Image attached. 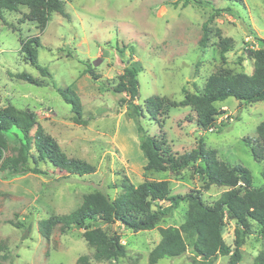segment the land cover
<instances>
[{"label": "rangeland", "instance_id": "obj_1", "mask_svg": "<svg viewBox=\"0 0 264 264\" xmlns=\"http://www.w3.org/2000/svg\"><path fill=\"white\" fill-rule=\"evenodd\" d=\"M64 5L67 16L53 12L43 31L27 17V6L4 11L0 20V108L13 104L35 111L46 132L69 156L90 162L96 170L80 176L43 162L39 167L46 173L41 174L0 169V243L5 244L0 259L8 254L3 260L6 264H77L79 257L87 255L90 264H151L150 251L161 239L159 228L180 226L187 217V201L152 230L134 232L119 222L103 224L107 232L120 234L128 250L127 256L114 262L93 258L94 249L83 238V229L62 232L57 226L46 238L40 222L72 212L85 194L97 190L116 197L120 189L115 185L125 177L135 184L165 179L172 194L185 195L198 189L206 203L215 202L228 187L212 184L205 189V181L193 166L180 173L145 169L147 159L140 149L136 123L127 103L121 104L126 94L112 88L134 60L143 65L135 102L144 108L147 98L154 95L180 102L184 89L189 93L202 91L208 77L221 68L251 74L253 51L264 45L254 38L264 39V0H64ZM215 9L222 12L210 22L209 40L202 50L203 24ZM218 30L232 39L225 52L226 62ZM36 35L41 42L38 62L50 76L43 75L21 52V41ZM88 68L100 78L95 80ZM22 72L48 85L13 76ZM67 86L79 94L87 124L73 121L71 105L56 89ZM216 106L217 127L210 130L198 125L191 106L183 105L162 114V124L150 119L147 112L142 123L150 135L165 139L178 154L194 149L203 136L220 160L243 164L253 175V186L262 187L264 160H255L251 145L259 142L256 128L264 120V100L246 103L230 97ZM1 158L0 153V162ZM250 223L239 264H254L263 248L260 226L255 220ZM236 225V220L225 217L223 238L232 248ZM200 259L189 247L184 255L166 257L156 264H196ZM228 261L229 256H218L213 264Z\"/></svg>", "mask_w": 264, "mask_h": 264}, {"label": "trees", "instance_id": "obj_2", "mask_svg": "<svg viewBox=\"0 0 264 264\" xmlns=\"http://www.w3.org/2000/svg\"><path fill=\"white\" fill-rule=\"evenodd\" d=\"M196 1L200 3V0ZM20 5L28 7L27 17L37 22L40 31L46 28L53 12L65 16L68 14L65 11L64 0H0V20L3 19L5 10H18ZM221 12L222 9H215L209 20L203 24L204 35L200 40L202 50L207 47L210 22ZM218 33L222 60L226 62L225 52L230 49L232 39L223 37L219 30ZM254 38L264 42L260 37ZM40 44L39 35L30 36L21 41V52L43 75L50 76L48 69L38 62ZM253 55L254 69L251 74L221 68L208 77L202 91L189 93L184 89L185 96L180 102L158 95L147 98L146 108L135 102L140 88L138 77L143 70L139 60L132 61L125 68L119 82L112 88L116 93L126 94L127 99L122 98L121 104L127 103L129 115L136 123L140 135V149L147 159L145 169L180 173L193 166L205 181V189L212 184L228 187L215 202L206 203L202 190L198 189H193L185 195L172 194L170 182L165 179H147L135 184L125 177L120 184L115 185L120 189L116 197L111 193L97 190L85 194L81 204L72 212L41 220L42 234L50 238L57 226L62 232L73 228L83 229V238L94 249L93 258L98 261L114 262L127 256L128 250L121 242L120 234L107 232L102 227L103 224L119 222L134 232L152 230L162 218L177 209L181 202L187 201V217L180 226L159 228L161 239L150 251L149 262L156 264L166 257H180L190 247L195 256L201 257L196 264H213L218 256H229L228 264H239L242 260L240 248L245 243L246 233L251 225L250 220L258 223L264 240V184L262 187H254L251 171L241 163L230 165L220 160L216 150L206 146L203 136L199 138L194 149L181 154L174 153L166 145L165 139L148 133L142 118L147 116V112L150 119L162 124L160 116L165 115L171 107L191 106L196 113L198 125L205 130L216 128L219 114L217 102L230 97L246 103L264 100V45L254 50ZM87 71H90L95 80L100 78L94 69L88 68ZM13 76L39 86L48 85L46 81L26 72ZM56 89L71 105L73 121L77 124H87L88 121L83 118L82 101L76 90L72 86ZM256 131L259 142L251 145V149L255 160L261 162L264 160V120L258 124ZM0 153L2 155L0 169L15 174L46 173L39 167L40 162L50 163L67 174L80 176L94 173L96 170L90 162L69 156L58 140L46 132L35 111L18 108L13 104L0 108ZM262 175L264 178V170ZM165 201L169 204H160ZM226 216L237 222L234 248L223 238ZM3 249L5 244L0 243V251ZM7 259L8 254L1 255L0 264H6L3 260ZM77 264H90L89 257L87 255L79 257ZM254 264H264V241Z\"/></svg>", "mask_w": 264, "mask_h": 264}]
</instances>
